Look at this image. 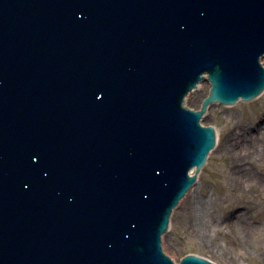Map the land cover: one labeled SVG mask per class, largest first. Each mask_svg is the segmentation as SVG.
Here are the masks:
<instances>
[{
    "label": "water",
    "instance_id": "1",
    "mask_svg": "<svg viewBox=\"0 0 264 264\" xmlns=\"http://www.w3.org/2000/svg\"><path fill=\"white\" fill-rule=\"evenodd\" d=\"M262 57L264 0H0V264H175L202 116L257 97Z\"/></svg>",
    "mask_w": 264,
    "mask_h": 264
},
{
    "label": "rangeland",
    "instance_id": "2",
    "mask_svg": "<svg viewBox=\"0 0 264 264\" xmlns=\"http://www.w3.org/2000/svg\"><path fill=\"white\" fill-rule=\"evenodd\" d=\"M208 123L217 145L194 186L208 208L192 220L185 196L162 239L164 252L178 263L183 255L198 254L217 264H264V92L249 102L213 105L203 120ZM234 130L245 136L230 153L226 139ZM241 172L257 174L262 184L248 187Z\"/></svg>",
    "mask_w": 264,
    "mask_h": 264
},
{
    "label": "bare ground",
    "instance_id": "3",
    "mask_svg": "<svg viewBox=\"0 0 264 264\" xmlns=\"http://www.w3.org/2000/svg\"><path fill=\"white\" fill-rule=\"evenodd\" d=\"M261 63L264 66V57L261 58ZM216 105V104H213ZM212 104L209 106L208 112L210 111V109L213 106ZM207 112V113H208ZM206 113V114H207ZM206 114L204 115L203 119L201 120V122L203 123V120L206 117ZM263 131H264V126H263ZM263 131H261L260 133H264ZM245 133L242 134L241 131H232L227 139H226V144H228L229 148V152L231 153L234 150V147H238V145H243V139H244ZM250 136V134L248 135ZM248 136L246 138H248ZM233 156V153L231 154ZM249 156V155H248ZM240 175L246 179V183L248 185V187L252 186V187H259V185L262 184V180L257 176V174H252L249 172H241ZM196 185V184H195ZM194 185V186H195ZM194 186L191 188V190L188 192V194L186 195L185 199L188 198V204L190 205V209H189V214L191 216L192 220H198L202 214H204L206 212V209L208 208V200H206L204 198V196L199 195L195 190H194ZM185 201V200H183ZM183 203V202H181ZM181 203H179L181 205ZM180 205L177 206V209L180 208ZM239 219L242 218V215L239 214ZM169 231V230H168ZM165 235V234H164ZM164 235H162V239L164 238ZM163 247V245H162ZM163 251H166V249L164 248ZM178 263V261L176 262Z\"/></svg>",
    "mask_w": 264,
    "mask_h": 264
}]
</instances>
